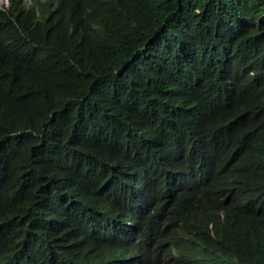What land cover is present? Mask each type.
<instances>
[{"label":"trees","instance_id":"obj_1","mask_svg":"<svg viewBox=\"0 0 264 264\" xmlns=\"http://www.w3.org/2000/svg\"><path fill=\"white\" fill-rule=\"evenodd\" d=\"M48 4L0 0V264H264V0Z\"/></svg>","mask_w":264,"mask_h":264},{"label":"clouds","instance_id":"obj_2","mask_svg":"<svg viewBox=\"0 0 264 264\" xmlns=\"http://www.w3.org/2000/svg\"><path fill=\"white\" fill-rule=\"evenodd\" d=\"M42 2L45 6L49 8L48 0H42ZM185 154L187 156V162L191 165L192 167L191 170H194V172H196L195 174L196 176L192 175V173H190L189 175H186L184 169H181L180 171H173V172L164 170L165 178L171 179V183L167 186V188L169 189H175L176 187L183 189L184 187H186L187 184L191 185L192 182L196 180H201L203 178L202 173H204L205 171L202 165V159L196 153L192 151H187V153ZM192 178L193 180L184 181V179H192ZM176 180H179L177 184L175 183ZM91 183L93 184L92 188H95L101 185L103 182L92 181ZM254 199H255L254 194H252L251 192H246L240 198L239 204H241V207H243L244 209H248L250 206L253 205ZM143 211L144 213H146L148 217L150 213V205L144 206Z\"/></svg>","mask_w":264,"mask_h":264},{"label":"bare ground","instance_id":"obj_3","mask_svg":"<svg viewBox=\"0 0 264 264\" xmlns=\"http://www.w3.org/2000/svg\"><path fill=\"white\" fill-rule=\"evenodd\" d=\"M192 175H194V174H192ZM194 176H196V175H194ZM189 180H193V178L192 179H184V181H189Z\"/></svg>","mask_w":264,"mask_h":264},{"label":"rangeland","instance_id":"obj_4","mask_svg":"<svg viewBox=\"0 0 264 264\" xmlns=\"http://www.w3.org/2000/svg\"><path fill=\"white\" fill-rule=\"evenodd\" d=\"M2 1H4V2H5L6 0H2ZM7 2H8V1H7Z\"/></svg>","mask_w":264,"mask_h":264}]
</instances>
